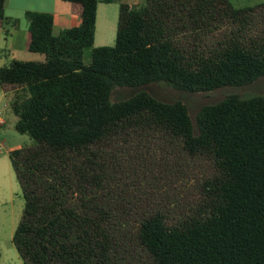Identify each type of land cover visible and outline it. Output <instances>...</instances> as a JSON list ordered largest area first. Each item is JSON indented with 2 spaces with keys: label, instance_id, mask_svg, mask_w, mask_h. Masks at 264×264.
Returning <instances> with one entry per match:
<instances>
[{
  "label": "trees",
  "instance_id": "trees-1",
  "mask_svg": "<svg viewBox=\"0 0 264 264\" xmlns=\"http://www.w3.org/2000/svg\"><path fill=\"white\" fill-rule=\"evenodd\" d=\"M65 1L80 24L54 36L51 14L26 12L27 48L44 60L0 67V87L13 93L15 129L34 140L10 156L25 201L12 239L23 263L108 264L119 240L109 213L91 200L76 205L100 179L90 158L72 156L103 140L157 132L190 156L210 155L219 175L204 184L203 214L175 226L160 213L140 222L136 240L152 264H264V96H227L194 119L183 102L145 90L112 101L116 88L163 82L208 93L264 78V37L253 34L264 31V5L103 0L120 4L118 29L113 46L93 47L98 0ZM211 37L214 46L204 49Z\"/></svg>",
  "mask_w": 264,
  "mask_h": 264
},
{
  "label": "rangeland",
  "instance_id": "rangeland-1",
  "mask_svg": "<svg viewBox=\"0 0 264 264\" xmlns=\"http://www.w3.org/2000/svg\"><path fill=\"white\" fill-rule=\"evenodd\" d=\"M228 2L234 9L264 5V0ZM114 3L100 2L98 5L93 47L113 46L115 43L120 4ZM3 28L0 29L1 47L6 31L13 29L8 24ZM262 30L259 28L253 34L264 37ZM212 40V37L206 38L202 47L212 48ZM90 50L84 51L83 62L86 65L90 63ZM3 53L0 51V61L5 62ZM42 58L40 54L29 51L20 54L23 61L41 62ZM7 88L13 89L12 86ZM142 90L163 101L183 102L194 119L201 107L215 104L227 96L243 99L264 96V78L248 85L222 87L208 93L179 91L163 82L138 88H116L112 93V101L125 99ZM5 93L0 87V264H24L12 239L21 220L25 201L10 156L13 151L32 147L34 140L16 131L18 117L9 108ZM72 158L77 163H87L86 158H90L95 173L90 172L100 179L87 199L84 196L76 198V205L91 200L109 213L110 228L119 240L111 249L108 264H152L151 256L136 240L140 222L156 213L165 217L168 226L197 217L206 210L205 182L219 175L210 155L198 153L190 156L182 150L181 143L157 132L141 138L131 135L129 138L121 136L103 140L90 146L83 156L74 154Z\"/></svg>",
  "mask_w": 264,
  "mask_h": 264
},
{
  "label": "crops",
  "instance_id": "crops-1",
  "mask_svg": "<svg viewBox=\"0 0 264 264\" xmlns=\"http://www.w3.org/2000/svg\"><path fill=\"white\" fill-rule=\"evenodd\" d=\"M143 1L144 0H120L121 3L130 6H137ZM100 2L104 3L103 0H98L96 24L99 11L98 5ZM102 10L104 9L102 8ZM29 11L51 14L53 17L52 33L54 36L60 35L65 29L76 27L80 24L79 16L71 11L69 3L65 0H6L3 10L6 21H4L0 29L4 30L3 27L5 24L11 25L13 29L11 31H6V37L3 36L4 45L3 47L0 46V51H4L3 57H5L6 60L5 62L0 61V67L7 66L13 60L23 61L20 59V54L29 51L26 44L28 38V22L25 18L26 12ZM5 45H7L6 48H4ZM41 60L43 61L44 57ZM5 94L8 96V101L13 96L11 92H6Z\"/></svg>",
  "mask_w": 264,
  "mask_h": 264
},
{
  "label": "built area",
  "instance_id": "built-area-1",
  "mask_svg": "<svg viewBox=\"0 0 264 264\" xmlns=\"http://www.w3.org/2000/svg\"><path fill=\"white\" fill-rule=\"evenodd\" d=\"M1 122V121H0Z\"/></svg>",
  "mask_w": 264,
  "mask_h": 264
}]
</instances>
